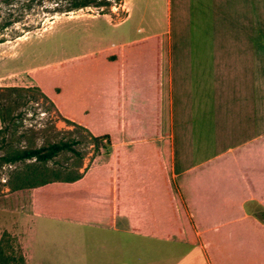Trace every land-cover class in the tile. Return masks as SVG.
<instances>
[{
    "label": "crops",
    "instance_id": "obj_1",
    "mask_svg": "<svg viewBox=\"0 0 264 264\" xmlns=\"http://www.w3.org/2000/svg\"><path fill=\"white\" fill-rule=\"evenodd\" d=\"M165 19L87 53L120 55L104 103L122 134L113 157L65 184V217L42 211L36 187L30 213L51 228L19 217L26 264H264V0H165ZM141 143L153 144L179 231L152 214ZM100 189L104 199L85 203Z\"/></svg>",
    "mask_w": 264,
    "mask_h": 264
},
{
    "label": "rangeland",
    "instance_id": "obj_2",
    "mask_svg": "<svg viewBox=\"0 0 264 264\" xmlns=\"http://www.w3.org/2000/svg\"><path fill=\"white\" fill-rule=\"evenodd\" d=\"M109 2L112 6L104 7L106 13L93 6L61 13L55 10L57 3L64 6L63 0H0V104L3 107L0 154L9 147H38L58 140H76L75 151L61 152L47 167L67 168L83 175L108 161L110 146L103 144L96 148L82 126L61 120L51 101L35 89L33 79L42 76L48 87L54 82L65 87L68 66L73 61L89 52L141 37L142 28H164L165 0H127V10L114 0ZM108 52H114V48ZM61 99L66 106V98ZM136 102L130 99L127 107ZM127 109L128 118L132 110ZM20 165L0 167V235L9 232V252L16 256L22 252L19 217L21 228L32 221L42 224V232L51 228L46 225L48 217L30 213L38 203L41 189L10 190L4 185L12 177L14 167ZM80 184L81 181H77L72 185ZM97 192L87 196L85 203L104 199L105 189ZM24 213L28 214L22 215Z\"/></svg>",
    "mask_w": 264,
    "mask_h": 264
},
{
    "label": "trees",
    "instance_id": "obj_3",
    "mask_svg": "<svg viewBox=\"0 0 264 264\" xmlns=\"http://www.w3.org/2000/svg\"><path fill=\"white\" fill-rule=\"evenodd\" d=\"M63 1H65L64 6H62V3L61 5L57 3L56 12L64 13L93 6L101 8V13H106L107 11L104 10V7L109 6L110 8L112 6L109 0ZM114 3L118 6L123 4L122 0H114ZM156 43L157 39H152L147 43L144 42L143 46L145 44L155 45ZM149 51L151 53V50ZM120 67L121 59L119 53L101 51L73 61L68 66L65 87H62L58 82H54L48 87L44 82L46 80L42 79V76L33 79L37 85L35 89L44 98L51 101L61 120L71 125L82 126L89 133L96 148L104 146L103 144L110 146V155L112 157L116 148L111 146L119 141L122 134L121 115L118 112L112 115L107 114L104 103V89L106 84L112 83L111 85H115L114 79L116 74L118 76ZM46 87L47 89H45ZM61 97L66 98V106ZM2 109L3 107L0 104V113ZM76 142V140L71 142L58 140L38 147L6 148L0 154V167L19 163L21 165L14 167L11 171L12 177L6 180L4 185L8 186L10 190L45 187L46 189L41 193L42 211L51 215L65 217L67 215V203L65 199L66 189L63 184L78 180L82 177V173L79 171L71 172L67 168L49 169L47 164L63 151H75L73 144ZM133 150L140 157L143 168L149 167L154 173L153 183L146 186V192L153 210L152 214L160 224L164 225V228H168L171 232L179 231L176 213L173 206H169L171 198L165 177L156 173L157 169L152 161L155 154L153 144L141 143ZM112 165L113 160L108 166H104L103 169ZM130 180L125 176L123 177L124 182H129ZM55 182L61 183L56 184ZM163 213L165 214V219L163 218ZM10 238L11 236L7 231L0 235V264H26L23 252L20 251L18 256L9 252L11 248Z\"/></svg>",
    "mask_w": 264,
    "mask_h": 264
}]
</instances>
